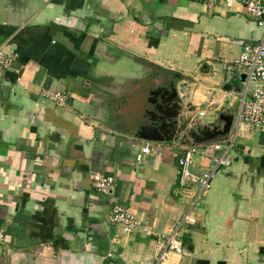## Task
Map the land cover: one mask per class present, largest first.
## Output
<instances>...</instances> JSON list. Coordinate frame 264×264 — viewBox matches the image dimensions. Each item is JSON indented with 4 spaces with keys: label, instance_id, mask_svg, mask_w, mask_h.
<instances>
[{
    "label": "crops",
    "instance_id": "1",
    "mask_svg": "<svg viewBox=\"0 0 264 264\" xmlns=\"http://www.w3.org/2000/svg\"><path fill=\"white\" fill-rule=\"evenodd\" d=\"M263 37L239 5L0 0V47L17 55L10 69L0 68V264H155L158 237L126 234L110 222L111 211L123 207L157 235L186 215L191 197L172 194L178 161L188 146L230 138L242 88L234 63ZM174 81L189 129L200 136L219 128L216 138L152 143L135 136L150 93ZM47 89L67 93V105L45 100ZM222 115L234 116L230 133ZM261 142L259 133L238 139L231 165L192 211L196 224L182 228L184 255L168 264H264ZM214 154L196 156L192 171L205 173ZM96 174L114 180L110 193L95 190Z\"/></svg>",
    "mask_w": 264,
    "mask_h": 264
},
{
    "label": "built area",
    "instance_id": "2",
    "mask_svg": "<svg viewBox=\"0 0 264 264\" xmlns=\"http://www.w3.org/2000/svg\"><path fill=\"white\" fill-rule=\"evenodd\" d=\"M200 2L205 5L216 7L224 4L228 10L236 6L244 7L246 13L255 19L259 27L264 28V4L258 0H189ZM17 55L8 56L0 47V68L10 69ZM234 66L241 76L245 77L242 82L239 109L233 133L225 143L211 144L212 146L200 149L199 146H188L184 148L182 156L178 161V182L172 194L175 198L191 197L190 208L186 215L176 223L167 235H157L150 225L141 219L129 214L127 210L115 205L110 214V222L124 228L126 234L141 233L157 236L162 243V248L157 256L155 264H168L172 255L183 256L185 253L181 232L184 224L195 225L196 219L192 211L202 200L206 193L212 188V182L217 172L231 165L230 154L234 151L238 139H244L247 133H259L262 135L261 147L264 151V37L256 45H245L240 57ZM42 97L54 103L58 107H65L68 101L67 93L44 90ZM205 116V112L198 114V119ZM195 119H192V121ZM194 122V121H193ZM210 150L215 153L211 158L210 168L202 174L192 171L196 156H207ZM150 146L142 149L137 160L142 161L145 155L150 154ZM114 180L101 174L93 176V187L96 191L108 194L114 189ZM192 188L196 189L193 195ZM5 241V235L0 232V245Z\"/></svg>",
    "mask_w": 264,
    "mask_h": 264
},
{
    "label": "water",
    "instance_id": "3",
    "mask_svg": "<svg viewBox=\"0 0 264 264\" xmlns=\"http://www.w3.org/2000/svg\"><path fill=\"white\" fill-rule=\"evenodd\" d=\"M240 80L245 81V77L242 76ZM180 92V87L172 84L169 89L160 87L150 93V108L146 111L144 121L135 135L138 139L152 143L175 142L184 139L187 134L197 143H202L214 139L213 136L216 138L218 135L216 131H219V128L208 130L206 128L200 132V136L194 128L189 129L188 114H185V111L189 112V107L185 105V98ZM219 120L220 123L221 121L226 123L225 130L230 133L234 116L222 115ZM96 126L108 129L101 123H96ZM116 130H124V124H118ZM212 130L215 131V135L212 134ZM191 132L193 133L190 134Z\"/></svg>",
    "mask_w": 264,
    "mask_h": 264
},
{
    "label": "rangeland",
    "instance_id": "4",
    "mask_svg": "<svg viewBox=\"0 0 264 264\" xmlns=\"http://www.w3.org/2000/svg\"><path fill=\"white\" fill-rule=\"evenodd\" d=\"M238 80H239V79H238ZM237 86H238V85H237ZM237 86H235V88H236ZM184 87H188L187 84H185ZM188 89H189V88H184L183 91H184V92H185V91L187 92ZM210 120H212V115H208L206 118H204L203 121H202V123H203V122L205 123V122L210 121ZM193 123H199V122H198V121H197V122L194 121ZM217 123H219V121H216V124H217ZM216 124H214V125H216ZM214 125H213V126H214Z\"/></svg>",
    "mask_w": 264,
    "mask_h": 264
},
{
    "label": "flooded vegetation",
    "instance_id": "5",
    "mask_svg": "<svg viewBox=\"0 0 264 264\" xmlns=\"http://www.w3.org/2000/svg\"><path fill=\"white\" fill-rule=\"evenodd\" d=\"M177 83H178L177 81H174V85H175L176 87H177ZM171 85H172V84H171ZM171 85H169V86H165V87L169 89Z\"/></svg>",
    "mask_w": 264,
    "mask_h": 264
}]
</instances>
